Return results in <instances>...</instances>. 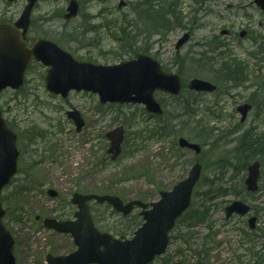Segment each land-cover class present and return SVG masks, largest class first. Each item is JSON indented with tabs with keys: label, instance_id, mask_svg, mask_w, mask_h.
I'll use <instances>...</instances> for the list:
<instances>
[{
	"label": "rangeland",
	"instance_id": "rangeland-1",
	"mask_svg": "<svg viewBox=\"0 0 264 264\" xmlns=\"http://www.w3.org/2000/svg\"><path fill=\"white\" fill-rule=\"evenodd\" d=\"M68 1H40L32 16L33 25L28 35L30 41L36 38L49 39L72 53L76 59L86 62L90 60L98 65L120 64L134 57V54L128 53L131 45L123 52L119 45L110 39L105 29L89 33L88 38L96 39L92 46H85L80 40V35L86 27L111 20L114 15L129 16L132 10L129 4L126 8L119 9L118 3L121 0H87L81 4L79 15L64 26L60 14ZM177 1L182 22H172L170 28L161 25L160 34L152 31L146 34V37L150 38L148 44L144 42L146 38L141 37L136 45L141 50L151 52V55L158 58L170 72L179 73L185 84L197 76L219 85L220 90L215 96L207 94L198 98L188 89L179 99H172L167 94H157L163 104L165 121L176 114V110L180 114L186 112L185 102L190 101L196 113L194 119L188 115L185 119L201 120L202 126L214 131L208 140L197 139L196 132L199 131L196 128L194 131L193 127L182 135L193 142L205 144L199 157L192 152L174 153L173 142H177L178 136L166 140L157 137L138 140L142 150L134 153L131 148L134 132L155 126L154 120L147 122L142 106L128 103L122 104L121 107L116 103L102 104L96 95L84 92H72L66 99L52 95L46 90L44 83L47 68L40 63L34 62L28 69L23 89H7L0 95L3 118L15 132H20L19 147L24 152L19 159L20 174L2 193V201L7 210L6 226L16 240L17 264H46V253L64 255L74 250L75 244L70 235L48 230L41 221L36 220V216L72 218L74 208L70 199L75 191L96 192L101 195L116 194L124 201L138 198L147 203L153 202L160 198L161 189L169 190L179 180L186 178L193 163H202L204 170L203 178L193 195L190 212L181 217L172 231L167 252L152 264H257L252 252L261 251L264 254L261 241L257 240L254 245L249 236L245 235L249 229L246 218L235 216L231 220L225 219L224 209L235 199L234 195L212 198L198 196L207 191L206 183L213 177L214 171L220 170L219 162L228 163L224 159L231 156L235 158L231 149L236 144L238 134L246 130L245 128H254L259 137L264 134V89L258 88V80L255 79L258 74L264 75V62L262 63L259 57H252L251 50L255 48H251L250 38L240 42L226 37L225 42L230 44L229 49L235 58L246 61L250 71L249 81L241 84L239 88L234 85L225 96L220 94L227 91L228 87L213 77L218 66L212 70L210 66H200L196 62L197 52L205 50L200 43L205 38L220 34L221 30L229 25L235 26L234 31L237 32L250 23L254 32L264 34V13L256 8L254 0ZM25 4L26 0L15 3L0 0V22L16 20ZM138 27L147 31V28L152 26L140 22ZM188 29L192 31V38L177 51L175 43ZM76 38L77 41H74ZM260 66L262 70L259 71ZM240 103H252L254 107L249 120L241 124L239 116L236 117V107ZM72 107L80 110L85 119V127L79 134L66 116V112ZM208 107H211L214 115L207 112ZM133 121L135 122L132 123ZM121 125L125 126L126 134L129 135L127 148L118 161L106 162L104 156L109 142L105 133ZM131 125L134 126L133 129L130 128ZM24 129L44 132L46 138L42 140L31 137L33 143L30 147L38 151H33L35 156L32 158H29L27 142L21 138ZM237 130L238 133L232 134ZM145 136L146 133L142 135ZM258 147V144L252 145V151L246 155L250 160L251 157L262 160L261 189L255 200L250 196L245 198L263 211L264 155L259 157ZM33 161L39 164L27 174L25 170H28ZM245 163L242 159L227 170L221 167V171L225 173L223 184H231L233 176H239V180L235 182H240L243 176L247 175L245 169L243 171ZM50 188L59 192L57 198L48 195L47 190ZM91 211L98 229L109 232L116 238H132L138 228L129 227V219L132 217L123 219L106 204L92 202ZM139 211L140 209H137L133 215H137ZM194 212L195 217L192 216ZM196 215L203 217L202 221L196 222ZM263 224L264 212L259 222L261 227Z\"/></svg>",
	"mask_w": 264,
	"mask_h": 264
},
{
	"label": "water",
	"instance_id": "water-1",
	"mask_svg": "<svg viewBox=\"0 0 264 264\" xmlns=\"http://www.w3.org/2000/svg\"><path fill=\"white\" fill-rule=\"evenodd\" d=\"M16 1V0H9ZM38 0H29L24 8L22 16L16 23L23 29L21 34L16 27L8 24H0V92L11 86L20 88L23 86L24 72L32 59H37L50 66L46 78L47 88L64 97L72 89L91 90L99 93L101 102H144L151 112L162 113L161 106L154 98L156 88L178 94L181 91V82L178 75L168 74L161 69L158 61L144 54H138L135 59L123 62L120 65L110 67L94 66L91 63L75 61L71 54L63 51L56 43L39 39L32 47L26 42L27 29L30 25L32 8ZM256 3L264 10V0H256ZM66 18L74 17L79 8L76 0L69 4ZM245 33H242L244 36ZM185 34L178 42L181 46L189 39ZM194 90H214L215 86L210 82L196 79L189 85ZM244 121L251 109L250 105L239 107ZM77 126V131L83 128L84 121L76 111H69ZM124 128L120 127L108 133L111 140L109 153L113 160L119 157L124 139ZM16 135L7 127L0 110V193L8 184L11 177L16 174L18 150H16ZM182 147H190L197 153L201 146L187 142L180 138ZM261 164L256 161L248 168L249 176L245 183L251 192L259 188L258 180L261 174ZM202 165H195L189 172V178L169 192H161L162 199L151 204L152 209L142 201H131L126 204L118 196L81 195L75 193L72 201L78 205L76 220L73 222H57L55 219L46 220L49 228H55L58 232L71 233L78 249L67 256H49V264H149L157 255L165 252L169 240L168 234L175 225L176 220L191 204L192 192L195 184L201 176ZM53 196L57 193L50 191ZM97 200L99 203L108 201L115 210L124 215L131 213L135 206L144 209L141 215L146 223L138 229L136 236L128 241L114 239L109 233L99 232L90 217L88 202ZM251 210V206L240 201H234L226 208V216L230 218L234 213L245 216ZM4 210L0 202V264H15L13 257V238L2 225L1 220ZM256 218L250 220V226L255 228Z\"/></svg>",
	"mask_w": 264,
	"mask_h": 264
},
{
	"label": "trees",
	"instance_id": "trees-1",
	"mask_svg": "<svg viewBox=\"0 0 264 264\" xmlns=\"http://www.w3.org/2000/svg\"><path fill=\"white\" fill-rule=\"evenodd\" d=\"M143 4L147 5L145 7V9L143 10V13H142L143 16H149L150 13L152 12V9H153V12H155L156 18H153L152 21H154V20L157 21V23H154V24L155 25H164V24H166V21L168 20V19H166V16H167L166 14L168 13L167 12L168 8L166 6L162 5V6H160V9L158 11H155L154 10V7H152L153 5L151 4V1L150 0H144L143 1ZM174 15H175L174 16L175 17V20H177L178 17L176 16V14H174ZM151 17H153V16H151ZM128 26H129L128 24L125 25V23L123 22V20H121L120 22H115L114 23V27L113 28H118L119 29V33L118 34H119V37H120V41L121 40H125V41L126 40H129V41H132V39H133L132 36L133 35L131 34V32L130 33L128 32V29H129ZM130 48H131V50L128 53H130V52L136 53L137 50H138L137 49L138 47H136V45H134V46L131 45ZM121 49L124 52V47H121ZM139 49H141V48H139ZM239 68H240V65H236V67L234 69H231V67L229 68V74L234 78V80H238L239 77H240L238 75V73L236 72ZM160 118H162V117H160ZM180 119H182V118H180ZM155 127H156V129H155L154 133L158 134L160 136V138H165L168 135H170V136L176 135L177 132H180V131L184 130L186 128V125L184 124L182 126H179L177 130H175L176 127H171L169 129V126H166L165 127V125H161V124H158ZM245 137H246V135H243L241 137V139H240L241 141L239 143L238 151L242 147H245L247 145V140H246ZM244 158H245V161L246 162L249 159V157L247 155H245ZM216 181L217 180H214V183H211L210 180H209L208 183H207V185H208L207 191L205 193L202 192L200 194V196H203V197H206V198H212V197H214V195H215V197H219V196L228 194V192H231L232 194L233 193H236V194L239 193V191L237 190L238 189L237 187L234 188L232 191H230L229 189H226L223 186H220L221 184L216 183ZM192 216L195 217V212H194V215H192ZM196 217H197V222L198 221H202V218L203 217L202 218H199L198 215H196ZM130 223H133V225L136 226L139 223V219L132 218V219H130ZM129 227H132V225L130 224ZM260 262L262 264H264V257H262V259H261V261H259V263Z\"/></svg>",
	"mask_w": 264,
	"mask_h": 264
},
{
	"label": "flooded vegetation",
	"instance_id": "flooded-vegetation-1",
	"mask_svg": "<svg viewBox=\"0 0 264 264\" xmlns=\"http://www.w3.org/2000/svg\"><path fill=\"white\" fill-rule=\"evenodd\" d=\"M228 36L236 37V33H233L231 30L227 29Z\"/></svg>",
	"mask_w": 264,
	"mask_h": 264
}]
</instances>
